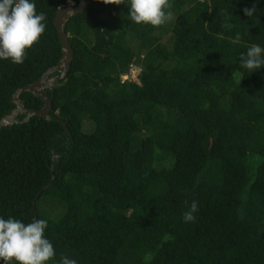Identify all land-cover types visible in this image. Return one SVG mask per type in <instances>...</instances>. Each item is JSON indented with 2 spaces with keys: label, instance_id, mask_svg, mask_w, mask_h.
<instances>
[{
  "label": "trees",
  "instance_id": "trees-1",
  "mask_svg": "<svg viewBox=\"0 0 264 264\" xmlns=\"http://www.w3.org/2000/svg\"><path fill=\"white\" fill-rule=\"evenodd\" d=\"M67 1L35 0L44 34L23 64L0 60V121L60 61L53 18ZM169 3L153 27L93 0L67 22L74 57L47 91L49 119L0 130V216L45 219L48 264H264V67H240L264 47V0ZM131 64L138 82L122 81Z\"/></svg>",
  "mask_w": 264,
  "mask_h": 264
},
{
  "label": "clouds",
  "instance_id": "clouds-1",
  "mask_svg": "<svg viewBox=\"0 0 264 264\" xmlns=\"http://www.w3.org/2000/svg\"><path fill=\"white\" fill-rule=\"evenodd\" d=\"M107 3L125 4L131 21L136 24L156 27L170 19L166 11L171 7L169 0H107ZM254 12L255 8L244 9L247 16L253 15ZM46 19V13H37L35 0H0V60L23 64L27 49L44 34ZM240 67L250 73L264 67V47H249L246 53L241 54ZM53 75L50 77L57 76ZM198 210L197 202L192 201L188 210L183 213L184 222H194V214ZM47 227L48 222L45 219L24 223L20 219H5L0 216V262L48 264L49 261L55 260L54 246L45 235ZM56 264H78V261L62 256Z\"/></svg>",
  "mask_w": 264,
  "mask_h": 264
},
{
  "label": "water",
  "instance_id": "water-1",
  "mask_svg": "<svg viewBox=\"0 0 264 264\" xmlns=\"http://www.w3.org/2000/svg\"><path fill=\"white\" fill-rule=\"evenodd\" d=\"M92 1L93 0H81L78 4H76L73 1L68 0L65 5L58 7L53 18V25L56 28L59 38L62 54L61 59L56 66L49 69L39 80L20 89L12 96V101L14 104H16V108L7 117L0 121V130L4 127L12 125L13 123H16L15 117L22 113L26 114L23 122L29 121V119L33 116L40 117L45 120L49 119V115L52 110V100L48 98L47 90H52L53 85L65 79L74 57L73 50L69 43V35L66 33L67 22L73 16L83 14L85 9L90 6ZM55 73H57V76L51 78L50 76ZM25 92L34 94L37 98L41 99L43 102V107L40 110L26 109L24 103L19 98V95ZM59 123L63 126L64 131L68 132L65 123L63 121H59Z\"/></svg>",
  "mask_w": 264,
  "mask_h": 264
},
{
  "label": "built area",
  "instance_id": "built-area-1",
  "mask_svg": "<svg viewBox=\"0 0 264 264\" xmlns=\"http://www.w3.org/2000/svg\"><path fill=\"white\" fill-rule=\"evenodd\" d=\"M139 71L140 70L137 66L131 64L130 69H129V73L126 76L122 77V81L132 80L134 82H137Z\"/></svg>",
  "mask_w": 264,
  "mask_h": 264
}]
</instances>
